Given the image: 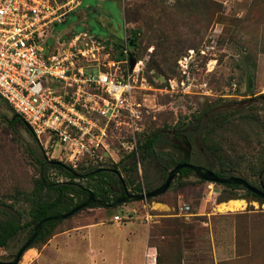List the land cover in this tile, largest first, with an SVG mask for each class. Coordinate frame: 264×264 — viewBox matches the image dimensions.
<instances>
[{
	"label": "rangeland",
	"instance_id": "obj_1",
	"mask_svg": "<svg viewBox=\"0 0 264 264\" xmlns=\"http://www.w3.org/2000/svg\"><path fill=\"white\" fill-rule=\"evenodd\" d=\"M90 3L92 17L100 18L116 43L124 41V20L128 36L136 31L137 48H130L144 63L146 82L137 99L144 104L146 133L191 122L193 114L205 110L204 122L215 123L197 136L189 161L219 171L215 149L233 168V175L264 186V175L259 174L264 168V0ZM83 8L74 9L56 24L55 37L81 28ZM0 112L6 117L0 119V207L4 210L1 218L7 219L31 206L36 197L40 168L29 148L35 152L40 148L25 128L9 123L14 113L1 97ZM227 115L229 119H224ZM113 154L120 156L118 150ZM159 174L155 167L144 173L139 164L144 188L147 180L156 185ZM48 175L52 180L63 178L55 170ZM239 199L245 202L242 207L222 208ZM174 219L184 226L179 235L170 234ZM29 233L24 228L1 247L0 261L13 260ZM95 236L128 239L127 264L129 257L134 264H264V199L191 173L175 178L162 195L89 206L61 219L46 238L25 250L19 264H103L105 257L91 246ZM69 242L83 246L80 258L77 244L76 250L66 254L53 252ZM121 244L118 238L117 243L106 245L112 248L108 264L122 261ZM28 250L34 251L30 260L24 258Z\"/></svg>",
	"mask_w": 264,
	"mask_h": 264
},
{
	"label": "built area",
	"instance_id": "obj_2",
	"mask_svg": "<svg viewBox=\"0 0 264 264\" xmlns=\"http://www.w3.org/2000/svg\"><path fill=\"white\" fill-rule=\"evenodd\" d=\"M82 2L0 0V96L30 123L49 159L74 167L138 154L144 130V63L126 42L118 47L89 28L55 37L56 24Z\"/></svg>",
	"mask_w": 264,
	"mask_h": 264
},
{
	"label": "trees",
	"instance_id": "obj_3",
	"mask_svg": "<svg viewBox=\"0 0 264 264\" xmlns=\"http://www.w3.org/2000/svg\"><path fill=\"white\" fill-rule=\"evenodd\" d=\"M123 42H126L130 50L131 46L137 48L136 31L133 32V35L130 34L128 39ZM117 46L121 47L124 46V44H117ZM11 110L14 114L16 113L12 108ZM206 112L207 111L204 110L193 114L191 122H184L172 128H163L150 133H146L144 126V130L139 134L138 138V154L136 152L125 154L118 162L96 165L89 163L90 165L88 166H84L82 162L76 167L61 160L49 159L46 150L40 144L37 137L29 131L19 118L12 119L13 115L9 123L11 125L17 124L25 128L40 148L38 152L29 148L31 155L39 165L40 176L36 184V197L33 198L31 206L23 208V210H17V216H9L7 219L1 218L4 210L0 207V248L8 245L10 240L24 228L30 229V238L41 220L49 216L71 211L77 205L84 202L92 193L95 197L104 199L108 203H115L117 199L126 195V190H129V188H131L134 193H143L144 191L149 192L160 186L166 180L169 171L174 168L176 164L189 161V158H191L195 152L197 136L201 134V131H204L206 125V131L213 127L215 121H212L210 124L204 122L205 116L207 115ZM229 116L230 115H227L224 119H229ZM0 119L2 121L6 119L2 112H0ZM213 151L216 153L221 163L220 170L216 172L220 176L233 175V168L225 164L220 154L215 149H213ZM125 162L128 164H125ZM123 163V167H120V164ZM139 164L143 167L144 173L147 172L150 167L158 169L160 174L159 177L156 178L157 180H155L157 182L156 185L153 184L154 181L147 180L144 188L139 176ZM208 167L211 169L210 166ZM73 169H76V172H73ZM50 170L59 172L63 178L61 180H52L48 175ZM191 173L195 172L192 169L183 168L177 174L176 178L181 179ZM259 174L264 175V168ZM84 180L87 181V184H84ZM262 180L264 181V176ZM225 185L231 188L243 189L247 194L263 199L244 186L236 184ZM224 200L225 199H220V201ZM91 206H96V204ZM23 218L25 220H23ZM22 220L24 222H22ZM60 221L61 219L45 223L40 234L30 247L36 242L46 238ZM183 227L184 226L178 220L174 219L169 226L171 231L170 234L179 235ZM23 247L24 245L22 248Z\"/></svg>",
	"mask_w": 264,
	"mask_h": 264
},
{
	"label": "water",
	"instance_id": "obj_4",
	"mask_svg": "<svg viewBox=\"0 0 264 264\" xmlns=\"http://www.w3.org/2000/svg\"><path fill=\"white\" fill-rule=\"evenodd\" d=\"M130 64H131V68H133L134 65L136 64V58L133 55L130 56ZM15 118H19L25 124V126L29 129V131L35 135V132L33 128L31 127L30 123L21 114L15 113L12 119H15ZM183 168L192 169L198 176H200V178L206 181L214 182L217 184H224V185L225 184H236V185L244 186L251 192L255 193L256 195L264 199V186L262 185V187H257L243 176H238V175L220 176L216 171L204 165L192 163L189 161L179 162L178 164L174 166V168H172L169 171L166 180L160 186L156 187L155 189L149 192L134 193V192H130L129 190H126V195L117 199L115 203H108L104 199L95 197V195L92 193L84 202L77 205L71 211L67 213L57 214V215L44 218L37 224L36 229L33 232L32 236L27 240V242L24 244V247L20 250L17 256L13 260H10V261H0V264H19V261L21 260L22 255L25 252V250L30 248V246L33 244L36 237L40 234L43 226L48 221L66 219L69 216H72L73 214H75L76 212L86 207H89L93 204H96L99 206H108V205H114V204L127 203L131 201L144 200L150 197H156V196L162 195L169 189L171 183L173 182L177 174ZM73 172H76V169H73Z\"/></svg>",
	"mask_w": 264,
	"mask_h": 264
},
{
	"label": "crops",
	"instance_id": "obj_5",
	"mask_svg": "<svg viewBox=\"0 0 264 264\" xmlns=\"http://www.w3.org/2000/svg\"><path fill=\"white\" fill-rule=\"evenodd\" d=\"M91 1H93V3H96V0H83L81 5L77 8L79 10L80 7L84 6L82 11L79 12V14L81 15V20H82V22L80 24L81 28L78 29V30H72V31L69 32V34L71 32H74V31H81L83 29L89 28L97 36L102 37V38H104V39H106V40H108L110 42L116 43L114 40H112L109 37L108 31H104L105 24L100 21V18L97 15H95V17H92V15H91V13L89 11V8H88L89 5L91 4L90 3ZM123 15H124V13H123ZM108 22H109L110 26L113 27L112 20L109 19ZM124 23H125V30H124V33H123V37H124L123 39H126L127 33H126V22H125V20H124ZM118 238L121 239V242H122V244H121L122 251H121V249H120V251H121L122 257L124 259V260L122 259V261L119 264H127L126 257H128V255H127V252H126V250L124 248H126V247L128 248V246H130L128 239H125L122 236L104 237V238H102V237L100 238V237H96L95 236L94 238H92V240H91L92 241V245L91 246L94 248L96 253L102 254L105 257V259H106V261L104 259L102 260L103 264H108L107 260H109V257H110V255L112 253V248L110 247V249H109V248H107L106 245L109 244L111 246L112 244L117 243V239ZM98 240H100V241H98ZM123 240H125V241L123 242ZM96 241H97V243H96ZM98 243H100L101 245L97 246ZM74 244H77L78 246H81V251H79V253H77V258H80L82 256V252H83L84 248L78 242H69L67 245H63L57 251H53V252H55L56 254L60 253V255L66 254V253H68L69 250H76L77 249V247H74ZM141 247H142V253H141L142 254L141 257H142L143 256V251H144L143 242L141 243ZM141 257H140V259H141ZM123 261L125 263H123ZM128 264H134L132 261H130V257H129V263ZM137 264H139V262Z\"/></svg>",
	"mask_w": 264,
	"mask_h": 264
},
{
	"label": "bare ground",
	"instance_id": "obj_6",
	"mask_svg": "<svg viewBox=\"0 0 264 264\" xmlns=\"http://www.w3.org/2000/svg\"><path fill=\"white\" fill-rule=\"evenodd\" d=\"M244 204H245V202L240 200V199L239 200H232V201H230V202H228L226 204H222V208L230 210V209H235V208L242 207ZM33 252L34 251L28 250L27 253L25 254L24 258L26 260H30L32 258V253Z\"/></svg>",
	"mask_w": 264,
	"mask_h": 264
}]
</instances>
